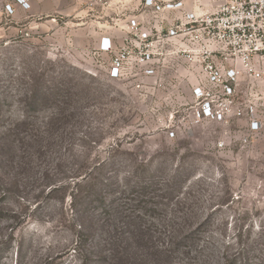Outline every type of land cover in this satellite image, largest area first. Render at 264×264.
Masks as SVG:
<instances>
[{
  "label": "rangeland",
  "instance_id": "rangeland-1",
  "mask_svg": "<svg viewBox=\"0 0 264 264\" xmlns=\"http://www.w3.org/2000/svg\"><path fill=\"white\" fill-rule=\"evenodd\" d=\"M19 2L0 0V264H264V82L238 95L248 143L245 119L180 124L186 66L136 91L97 53L143 0Z\"/></svg>",
  "mask_w": 264,
  "mask_h": 264
},
{
  "label": "built area",
  "instance_id": "built-area-1",
  "mask_svg": "<svg viewBox=\"0 0 264 264\" xmlns=\"http://www.w3.org/2000/svg\"><path fill=\"white\" fill-rule=\"evenodd\" d=\"M19 6L27 10L29 0ZM97 53L111 58L110 79L137 78L136 91H148L149 80L186 66L196 80L180 124L245 119V143L262 129L255 107H243L238 95L243 84L264 82V0H143L123 38H102ZM167 136L176 139L178 132Z\"/></svg>",
  "mask_w": 264,
  "mask_h": 264
}]
</instances>
